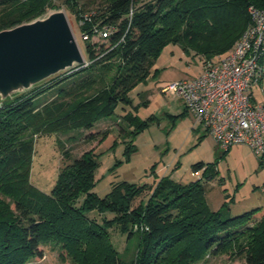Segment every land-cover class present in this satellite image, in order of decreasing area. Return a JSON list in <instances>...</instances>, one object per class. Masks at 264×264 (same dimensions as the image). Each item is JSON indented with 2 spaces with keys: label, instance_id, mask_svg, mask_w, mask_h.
<instances>
[{
  "label": "trees",
  "instance_id": "1",
  "mask_svg": "<svg viewBox=\"0 0 264 264\" xmlns=\"http://www.w3.org/2000/svg\"><path fill=\"white\" fill-rule=\"evenodd\" d=\"M65 2L83 18L76 0ZM106 3L104 11L92 13V20L80 26L82 34L88 35L83 38L88 65L59 75H86L70 88L61 87V99L41 108L35 104L34 93L45 91L51 78L0 103V264L42 259V247L50 243L76 264H193L208 252L216 255L236 245L245 254L243 264H264V211L256 208L225 219L222 210L210 208L200 182L183 185L164 176L149 198L136 206L144 185L123 181L100 197L94 191L97 160L94 150H89L62 168L51 192L31 183L35 135L92 130L114 115L130 127L120 128L121 133L136 135L149 123L136 115L129 93L151 75L156 58L167 44H181L187 53L203 56L204 62L215 59L233 49L241 37L251 21L249 7L264 8V0ZM56 8L54 0H0V30ZM95 28L107 29L108 37H100ZM262 63L264 66V59ZM261 84L264 88V74ZM119 106L121 114H117ZM131 150L127 149L128 155ZM64 156L69 158V152ZM193 167L205 168L209 178L217 173L215 163L201 161ZM93 209L113 212L116 217L100 224L88 215ZM256 217L260 219L249 226ZM237 220L243 226L234 227ZM114 222L129 238L138 236L135 259L122 258L113 246L108 229ZM136 223L140 232L132 229ZM243 240L247 242L243 244Z\"/></svg>",
  "mask_w": 264,
  "mask_h": 264
},
{
  "label": "rangeland",
  "instance_id": "2",
  "mask_svg": "<svg viewBox=\"0 0 264 264\" xmlns=\"http://www.w3.org/2000/svg\"><path fill=\"white\" fill-rule=\"evenodd\" d=\"M66 0H54L56 9H64L72 24L77 41L86 56V42L83 39L81 18L76 11L68 6ZM149 1V0H145ZM77 8L86 13L102 12L107 7V0H76ZM54 10L50 9L49 11ZM80 15V16H81ZM98 40V38H94ZM228 51L214 57L220 58ZM87 58V56H86ZM203 56L190 54L181 44H167L156 58L151 75L136 85L129 93L134 105V112L143 120H148V126L135 134H124L120 128L130 129L128 124L118 118V115L98 122L92 130L69 134L35 135L34 152L31 163V183L39 190L49 193L54 187L62 168L84 152L94 150L97 167L94 172V191L105 196L111 191L113 184L127 181L139 186H145L134 202V206L146 201L158 182L164 176H170L183 185L200 182L205 191L208 205L213 210H222L223 218H234L253 209L264 211V163L260 157L245 144L233 145L229 150L221 147L206 129L195 122V118L185 107L184 100L178 95L163 92L168 84L181 80L192 79L201 74L204 65ZM86 72L66 77H52L45 91L34 93L35 104L41 108L44 104L61 99V87L70 88ZM264 88L255 84L252 93L255 102L264 104ZM148 101L144 105V101ZM123 113L121 106L117 114ZM152 118V119H151ZM104 131L108 134L104 136ZM89 135H94L90 138ZM71 136L70 139L68 137ZM63 140V141H61ZM63 142V143H62ZM132 145V146H130ZM132 150L127 154V149ZM69 152V158L65 157ZM215 163L217 173L209 178L206 170H195L193 165L198 162ZM83 195L77 200L80 205ZM88 215L100 224L114 220L116 214L110 211L100 212L93 209ZM260 217L248 222L252 226ZM234 227L243 226L237 223ZM241 222V221H240ZM245 225V224H244ZM134 232H140L138 223L132 226ZM113 246L126 260L135 259L138 246V236L129 238L114 222L109 227ZM247 240H243V244ZM42 259H30L25 264H76L72 258L62 255L58 247L52 243L44 245ZM246 249V246H241ZM239 246L216 255L206 253L193 264H243L245 254H241ZM238 256L236 259L234 255ZM240 256V257H239Z\"/></svg>",
  "mask_w": 264,
  "mask_h": 264
},
{
  "label": "built area",
  "instance_id": "3",
  "mask_svg": "<svg viewBox=\"0 0 264 264\" xmlns=\"http://www.w3.org/2000/svg\"><path fill=\"white\" fill-rule=\"evenodd\" d=\"M248 11L251 21L233 49L220 58L206 60L197 77L172 82L163 92L180 96L196 124L221 147L245 144L264 163V104L256 103L252 93L264 74V8L251 5ZM91 20L92 13H86L81 24ZM95 31L102 38L108 37L107 29ZM82 36L88 37L86 33Z\"/></svg>",
  "mask_w": 264,
  "mask_h": 264
},
{
  "label": "water",
  "instance_id": "4",
  "mask_svg": "<svg viewBox=\"0 0 264 264\" xmlns=\"http://www.w3.org/2000/svg\"><path fill=\"white\" fill-rule=\"evenodd\" d=\"M85 62L64 9L0 30V103Z\"/></svg>",
  "mask_w": 264,
  "mask_h": 264
}]
</instances>
